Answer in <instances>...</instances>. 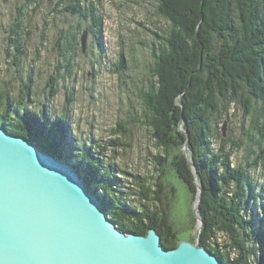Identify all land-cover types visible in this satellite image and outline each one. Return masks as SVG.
Wrapping results in <instances>:
<instances>
[{"label": "trees", "instance_id": "16d2710c", "mask_svg": "<svg viewBox=\"0 0 264 264\" xmlns=\"http://www.w3.org/2000/svg\"><path fill=\"white\" fill-rule=\"evenodd\" d=\"M66 1L72 2L65 7L72 15L92 18L87 37L94 33V42L100 43L104 21L101 8L92 4L89 10L82 0ZM33 2L26 0L25 6ZM25 13L28 14L18 11L19 30ZM159 13L171 26L168 31L162 30L169 37L161 53L154 48L156 60L152 72L157 84L151 82L147 90H141L140 97L149 112L144 122L153 128L158 144L168 155L172 154L171 149L179 146L183 149L188 142L189 157L202 188L201 245L224 264H264V184H257L248 166H232L234 148L226 151V140L221 139L220 147L215 148L213 141L218 135L212 125L213 117L228 116L235 101L244 107L245 114L251 115L249 140L259 148L264 146V0H159ZM65 35L68 36L65 50L76 54L82 39L80 42L78 33L70 31ZM17 50L19 57L25 52L19 43ZM71 60L68 58L64 65L67 70ZM121 63L120 70L126 65L124 59ZM28 80L19 100L4 91L0 95L3 97L0 126L27 138L42 151L70 162L88 190L98 195L107 215L120 230L147 235L154 228L165 248L177 247L181 238L163 205L165 170L156 167L161 172L154 177L153 187L147 177L118 169L106 156L110 145L122 146L119 141L101 145L100 141L91 140L87 146L85 139L71 137L70 109L66 106L57 113L54 107L44 103L39 110H31L30 77ZM58 93V87L50 83L48 99ZM132 117L127 118L128 122ZM183 129L188 131L189 141ZM262 154L264 158V151ZM161 159L160 154L155 156L156 161ZM175 160L179 178L195 198L198 189L184 150ZM257 165L258 162L249 164ZM236 190L241 192L240 199L232 194ZM247 191L254 199L253 209L249 200H243ZM221 237L227 238L226 243L220 241Z\"/></svg>", "mask_w": 264, "mask_h": 264}, {"label": "rangeland", "instance_id": "374dc122", "mask_svg": "<svg viewBox=\"0 0 264 264\" xmlns=\"http://www.w3.org/2000/svg\"><path fill=\"white\" fill-rule=\"evenodd\" d=\"M82 1L87 9L93 4L104 14L100 43L94 42V33L87 37V30L93 23L91 17L85 19L65 9L72 3L70 1L34 0L32 5L25 6L26 0H0V95L4 91L19 100L30 77L31 100L28 106L31 110H39L48 103L60 113L67 106L71 117L69 131L74 135L71 137L85 139L87 146L91 140L100 141L101 145L119 141L122 146L110 145L106 159L118 169L147 177L152 185L154 177L161 172L160 169L156 171V167L163 168L166 174L162 178L166 185L163 205L181 240L191 241L192 237L196 242L198 233L204 228L199 212L201 184L197 180L198 174L195 179L194 173L198 189L194 198L179 178L175 162V156L183 150L192 161L188 147L186 144L183 149L175 147L171 149V155L166 154L164 147L158 144L153 128L144 122L149 112L140 97L141 90H147L151 82L157 84V77L152 72L156 60L154 48L161 53L169 37L162 30L168 31L170 22L159 13V0ZM20 9L28 14L25 13L19 30ZM67 31L78 33L80 42L86 33L84 47L83 43L79 44L74 55L65 50ZM18 43L26 52L21 57L18 56ZM68 58L72 59L70 70L64 67ZM122 59L126 65L120 70ZM52 82L59 93L48 99ZM2 98L0 96V108ZM227 115L212 119L213 130L216 129L218 135L214 137V146L218 149L221 139L226 140V151L234 148L232 166H248L260 186L264 184V146L259 148L247 136L251 130V115L245 114L244 107L235 101ZM130 116L133 117L128 122ZM123 130L128 132L123 134ZM117 131L120 133L114 134ZM158 154L162 156L161 161L155 160ZM255 162L258 165L250 167ZM232 194L240 199V190ZM250 197L247 191L243 200H249L251 204L254 199ZM251 208H254L252 204ZM220 241L226 243L227 238L221 237Z\"/></svg>", "mask_w": 264, "mask_h": 264}, {"label": "water", "instance_id": "95a60500", "mask_svg": "<svg viewBox=\"0 0 264 264\" xmlns=\"http://www.w3.org/2000/svg\"><path fill=\"white\" fill-rule=\"evenodd\" d=\"M88 189L70 162L0 126V264H224L201 231L170 249L154 228L123 232Z\"/></svg>", "mask_w": 264, "mask_h": 264}, {"label": "bare ground", "instance_id": "6f19581e", "mask_svg": "<svg viewBox=\"0 0 264 264\" xmlns=\"http://www.w3.org/2000/svg\"><path fill=\"white\" fill-rule=\"evenodd\" d=\"M85 37V38H84ZM83 38L86 39V33H84L83 37H82V43H83V47H84V42H83ZM85 41V40H84ZM149 127V126H148ZM101 179V178H100ZM91 192V191H90Z\"/></svg>", "mask_w": 264, "mask_h": 264}]
</instances>
